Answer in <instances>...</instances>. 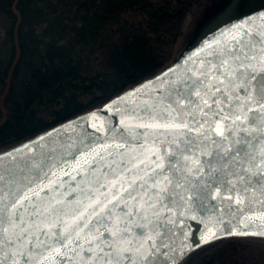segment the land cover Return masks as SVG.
<instances>
[{
	"label": "water",
	"instance_id": "obj_1",
	"mask_svg": "<svg viewBox=\"0 0 264 264\" xmlns=\"http://www.w3.org/2000/svg\"><path fill=\"white\" fill-rule=\"evenodd\" d=\"M236 1L229 0L211 23L205 26V32L196 36L178 56L158 71L129 84L95 106L0 148V174L6 181L0 210L10 217L19 213L26 221L24 228L28 229L34 223L31 219V208L37 207L42 209V214L47 217L42 222H37L40 231H54L59 228L61 233H66L76 228L75 235L87 234L91 237L92 234L87 233L86 227L77 225L91 224L101 213L106 215L108 209L131 189L132 185L127 181L142 183L148 180L149 188L153 190L154 195L160 196L165 207L160 208L159 213L153 214L151 209L145 210L142 202L129 201L132 206L127 209L128 212L135 208L136 212L143 210V214L140 217L134 215L132 220L126 221L130 235L125 240H118L119 247L113 248V252L117 258L123 260V264H127L126 255L132 256L133 264H144L148 256L153 260L158 258L160 264H177L188 258L195 249L221 236H264V185H256L244 194L239 191L227 193L214 189L208 199L201 198L198 207L193 191L197 186L193 183L189 188L186 178L182 177L181 183L175 189L180 194L177 199L175 193H170L174 178L171 171L167 170V157L174 151L172 142L176 141L175 146H180L179 141L187 132L180 124V113L177 112L176 106L166 98L169 85L180 83L190 72L192 75H199V72H192L193 68H204L205 60L211 52L222 49L226 44H230L234 37L240 35L241 25L247 27L249 34L256 31L257 26H264V22L259 18L264 15V6L225 20ZM249 18L253 22L252 26L244 24ZM246 40L250 43L251 35ZM255 50L260 53L259 63L264 64V48L255 45ZM17 57L18 49L0 97V109L3 113L0 123L5 119L3 101ZM214 70L215 66L212 65L210 71ZM229 98L231 99V94ZM237 100L239 103L234 113L243 114L242 109L247 107L250 111V121L251 111L257 112L256 123L245 121V125L255 134H264V104L256 105L254 101L248 103L249 97L246 96H237ZM227 115L225 113V116ZM234 118L239 119V116L234 115ZM230 122L229 117L228 120L217 123L223 126ZM192 135H198L197 129H192ZM202 151H207L203 149V145L201 151L196 153L198 160L191 156L187 158L191 164L188 172L197 179L200 175L195 172L197 165L211 159L210 156H204ZM262 153L264 141L256 146L257 157ZM101 160L107 161L108 164L128 163V167L118 175L106 176L102 181V184L108 185L106 190L96 187V180L105 166L99 163ZM256 163L258 166H264V161L259 158ZM161 171L164 174L158 176L153 183L150 177ZM200 171L206 172L207 169L201 167ZM9 173L16 178L14 188L7 183ZM121 180L126 181L122 187L118 186ZM113 191L116 195H112ZM89 192H92L93 196H88ZM105 194L108 195L107 200H103ZM169 194L176 200L174 207H167ZM12 200L15 202L12 203ZM237 200H243V205H237ZM97 204L100 207L89 216V212ZM213 205L216 207L213 208ZM122 206L121 204L112 209L113 216L108 217L112 221L109 232L113 239H116V233L112 232V226L119 227L123 217V214L119 213V207ZM152 207L159 208V204H153ZM233 207L242 208L244 211L242 214L232 212ZM61 208L62 212L59 211ZM53 209L58 211L54 213ZM156 215L168 218L165 221L167 236H164L162 229L153 233L148 227ZM54 217L58 218L53 219ZM84 217H88L87 221ZM141 220L144 221L145 227V235L142 237L133 231V226ZM227 229H231V232ZM161 236H164L166 247L153 253L151 245L158 242ZM129 243H132L133 247L129 248ZM52 251L54 250L38 257L35 264H46V261L48 264H58L55 256L49 261ZM92 259L81 253L73 258L72 264H81L82 260L91 264ZM110 264H116V260L110 261Z\"/></svg>",
	"mask_w": 264,
	"mask_h": 264
},
{
	"label": "trees",
	"instance_id": "obj_2",
	"mask_svg": "<svg viewBox=\"0 0 264 264\" xmlns=\"http://www.w3.org/2000/svg\"><path fill=\"white\" fill-rule=\"evenodd\" d=\"M193 0H0V148L171 62ZM3 113L0 109V119ZM264 264V240L218 237L181 264Z\"/></svg>",
	"mask_w": 264,
	"mask_h": 264
},
{
	"label": "snow or ice",
	"instance_id": "obj_3",
	"mask_svg": "<svg viewBox=\"0 0 264 264\" xmlns=\"http://www.w3.org/2000/svg\"><path fill=\"white\" fill-rule=\"evenodd\" d=\"M259 18L264 22V15H260ZM252 23L250 18L244 22L248 26H252ZM239 31L240 35L234 37L230 44L210 53L205 60L204 68H193L192 72H199V75H192L190 72L180 83L168 87L166 98L176 106L177 112L180 113V124L187 129L183 139L179 141L180 146H175L176 141L172 142L174 151L167 157V170L171 171L174 178L170 193H175L176 198L179 199L180 194L175 189L181 183V178L184 177L189 188L193 183L197 186L193 191L198 207L201 198L208 199L214 189L227 193L239 191L244 194L256 185H264V166H258L256 163L258 158L264 161V153L260 157L256 155V146L264 141V134H255L246 127L245 121H249L250 112L247 107L242 109L243 114L234 113V109L239 103L237 96L249 97L248 103L254 101L256 105L264 104V64L259 63L260 53L255 50V45L264 48V26H257L256 31L249 34L247 27L241 25ZM249 35H251L250 43L246 40ZM212 65L215 66L214 71H210ZM254 90L255 94H253ZM230 94L231 99L229 98ZM185 101L186 104L183 103ZM225 113L228 115L225 116ZM234 115L239 116V119H235ZM256 116L257 112L251 111L252 119L249 122L255 124ZM229 117L231 118L230 123L223 126L217 123L221 120L226 121ZM193 128L197 129V136L192 135ZM201 145H203V149H207V151H202V154L210 156L211 159L197 165L195 172L200 173L197 179L188 172L191 164L187 158L191 156L198 160L199 157L196 156V153L201 151ZM113 159H115V154ZM99 163L105 166L96 180L97 189L104 188L106 190L108 185L102 184L106 176L118 175L128 167L127 162L108 164L107 161L101 160ZM201 167L206 168L207 171L201 172ZM163 174L162 171L157 172L150 179L155 183L156 178ZM125 182L124 180L119 181L118 186L122 187ZM5 183V177L0 174V204L3 203ZM7 183L11 188L15 187L16 178L11 173L8 174ZM127 183L132 185L131 189L127 190L125 196L113 204L112 208L108 209L106 215L101 213L91 224L77 225V227H86L87 233L92 234L91 237L87 234L75 235L76 228L66 233H61L59 228L54 231H40V225L37 222H42L47 217L42 214L43 210L37 207L31 208V219L34 223L28 229L24 228L26 221L21 218L19 213L10 217L6 212L0 210V264H21V261L23 264H35L38 257L44 256L45 252L50 250L54 251L51 252L49 261L52 256H55L58 264H72L73 258L78 257L81 253L86 257L93 258L91 264H101V262L110 264L112 260H116V264H123V260L117 258L113 248L119 247L118 240H125L130 235L127 231L129 225L126 221L132 220L134 215L140 217L143 214V210L136 212L135 208L132 212H128L127 209L132 206L129 201L142 202L145 210L151 209L153 214L159 213L160 208L165 207L160 196L154 195L153 190L149 188L148 180H144L142 183L132 181H127ZM220 191L217 192V195L220 194ZM87 195L93 196V193L89 192ZM112 195H116V192L113 191ZM107 199L108 195L105 194L103 200ZM14 202L12 200V203ZM156 203L159 204V208L152 207ZM243 203V200L236 201L237 205H243ZM121 204L123 206L119 207V213H122L123 217L119 227L112 226V232L116 233V239H113L109 232L112 221L108 217H112V209ZM174 206H176V200L173 199V195L169 194L167 207ZM99 207L100 205L97 204L92 208L89 216ZM215 207L216 205H213V208ZM248 210L250 211V209ZM52 211L56 213L58 210L53 209ZM59 211L62 212L63 209L61 208ZM231 211L242 214L244 209L233 207ZM55 218L58 217L53 219ZM87 219L88 217H84L85 221ZM167 219L166 216L156 215L148 227L153 233L162 229L164 236H167L168 230L165 224ZM17 222L19 223L17 224ZM49 222L51 223V220ZM227 230L231 232V229ZM133 231L138 236H144V221L141 220L139 224L134 225ZM164 236L151 245L153 253L166 247ZM131 247L133 244L129 243V248ZM126 259L127 264H133L131 255H126ZM46 264H48L47 261ZM81 264H87V261L82 260ZM144 264H160V262L158 258L153 260L151 256H148L145 258Z\"/></svg>",
	"mask_w": 264,
	"mask_h": 264
},
{
	"label": "rangeland",
	"instance_id": "obj_4",
	"mask_svg": "<svg viewBox=\"0 0 264 264\" xmlns=\"http://www.w3.org/2000/svg\"><path fill=\"white\" fill-rule=\"evenodd\" d=\"M228 2L229 0H193L191 2L186 9L181 29L177 36L174 58L180 54L190 41L205 32V26L211 23L213 18ZM263 6L264 0H237L224 19H233ZM251 237L264 240V236ZM186 258L177 264H181ZM221 264L226 263L221 262Z\"/></svg>",
	"mask_w": 264,
	"mask_h": 264
}]
</instances>
